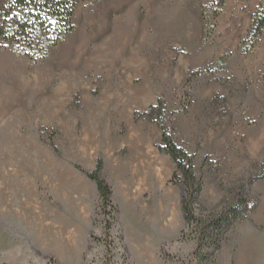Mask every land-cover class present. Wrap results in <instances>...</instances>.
Here are the masks:
<instances>
[{
  "label": "rangeland",
  "instance_id": "rangeland-1",
  "mask_svg": "<svg viewBox=\"0 0 264 264\" xmlns=\"http://www.w3.org/2000/svg\"><path fill=\"white\" fill-rule=\"evenodd\" d=\"M263 15L83 0L43 59L0 49V264H200L163 131L192 158L197 214L248 202L205 264H264ZM99 160L115 214L86 177Z\"/></svg>",
  "mask_w": 264,
  "mask_h": 264
},
{
  "label": "trees",
  "instance_id": "trees-1",
  "mask_svg": "<svg viewBox=\"0 0 264 264\" xmlns=\"http://www.w3.org/2000/svg\"><path fill=\"white\" fill-rule=\"evenodd\" d=\"M80 1L83 0H0V49L12 46L30 60L43 59L48 48L54 47L63 36L72 32V17ZM262 18L256 24V33L262 32L264 15ZM156 109L152 107L151 112ZM161 143L159 151L168 155L174 163V178L183 190L181 212L185 225L194 231L197 246L194 258L200 264L213 263L212 257L227 230L248 212V202L241 196L227 211L206 216L197 214L194 206L202 183L193 172L192 158L177 147L164 131ZM101 173L102 162L99 160L86 177L96 186L98 208L109 209L115 214L116 209L110 200L112 191Z\"/></svg>",
  "mask_w": 264,
  "mask_h": 264
}]
</instances>
